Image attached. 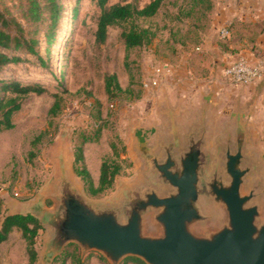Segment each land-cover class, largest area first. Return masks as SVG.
<instances>
[{"label":"rangeland","instance_id":"374dc122","mask_svg":"<svg viewBox=\"0 0 264 264\" xmlns=\"http://www.w3.org/2000/svg\"><path fill=\"white\" fill-rule=\"evenodd\" d=\"M39 1L41 4L46 2ZM120 1L109 0L108 5ZM146 1L141 0V5ZM61 2L64 7L62 19L52 46L49 47L46 42L45 22L34 33L39 40L35 46L36 53H29L26 49L18 52L0 49L10 56L15 53L21 56L19 62L2 66L0 78L17 79L27 84L39 83L46 89L42 94L30 93L20 97L21 109L14 115L15 126L0 131V224L6 213L37 212L33 202L41 198V194L52 184L63 152L70 154L72 176L91 199L114 201L126 183H134L146 170L145 160L134 147L135 136L144 133L154 146L159 142L158 135L164 139L171 137V112L158 110L157 87L147 89L144 83L157 77L163 86L167 80L175 78L179 70H184V64H181L184 50L190 54L191 64L187 65L181 80L187 81L190 89H195L198 95L215 93L217 86L223 91L232 85L239 87L223 77V68L215 64L202 69L193 67L198 58L196 47L203 44L204 34L212 28V10L205 11V5L192 10L190 0H166L155 18L138 21L141 25L152 26L156 31L155 41L151 45L127 49L121 36L127 23L110 26L106 42L98 43L96 31L101 8L93 0ZM256 3L264 11V0H256ZM0 7L7 17L15 18L25 34L29 35L33 27L25 18L27 0H0ZM182 9L193 14L176 17ZM17 29L18 26L8 28L12 33ZM164 64L172 66V75L165 74ZM108 74H116L123 88L111 98L105 90V76ZM260 86L258 97H254V108L245 111L250 113L247 120L252 135L247 151L259 161V176L264 179V82ZM226 101L227 104L229 101ZM230 103L231 110H214L219 126L209 131L207 147L213 153H216V137L227 136L226 131H218V128L224 127L235 133L238 110H234L232 101ZM54 104H57L56 113L51 114ZM201 111H194L197 112L196 115L193 113L194 119ZM211 116L213 118V114L210 119ZM185 117L178 116V121L182 122ZM184 121L182 132L186 133L190 123L187 119ZM99 129L101 131L98 132ZM84 135L93 137V141L84 144V163L96 185L99 184L104 161H115L121 168L112 187L95 195L76 173L74 153ZM249 189V185H244V191ZM44 203L52 207L55 201L48 198ZM220 209L222 218L226 219L224 208ZM220 209L218 207L216 212L219 213ZM210 226L216 227L217 223ZM148 229L156 233L158 226L149 221ZM47 236L48 231L43 227L36 243L41 253ZM74 245L67 247L68 252L75 248ZM13 250L15 264H29L27 241L20 230H15L11 239L3 245L0 264L11 263L8 259ZM66 255H59V259H54L51 264H63L62 261L67 260Z\"/></svg>","mask_w":264,"mask_h":264},{"label":"water","instance_id":"95a60500","mask_svg":"<svg viewBox=\"0 0 264 264\" xmlns=\"http://www.w3.org/2000/svg\"><path fill=\"white\" fill-rule=\"evenodd\" d=\"M169 111L170 138L158 135L154 146L144 133L135 136L146 170L114 201L87 197L72 176L70 154L63 152L52 184L33 202L37 212H24L48 231L41 264H51L72 243L109 264L129 257L146 264H264V179L247 151V113L238 110L235 133L225 128L227 136L216 137L213 153L207 149L209 110L186 133L177 112ZM48 198L54 206L45 205ZM149 221L158 226L156 233Z\"/></svg>","mask_w":264,"mask_h":264},{"label":"trees","instance_id":"16d2710c","mask_svg":"<svg viewBox=\"0 0 264 264\" xmlns=\"http://www.w3.org/2000/svg\"><path fill=\"white\" fill-rule=\"evenodd\" d=\"M28 7L25 11V18L33 27L29 35L25 34L21 24L15 18H9L0 7V49L18 52L26 49L29 53H36L35 46L39 42L34 35L40 27L45 24L44 34L48 46H52L56 41V29L59 26L63 14V4L61 0H46L41 4L39 0H27ZM100 8L101 13L98 18L96 41L105 43L108 37L110 26L127 23L121 33L122 39L127 49L142 47L149 44L156 37V31L152 26L141 25L139 20H148L155 16L163 7L166 0H147L141 5V0H121L112 5H108L109 0H93ZM191 9L194 10L200 5H205V11L213 9L212 0H190ZM191 11L186 13L183 9L177 13L176 17L191 16ZM18 26L15 33L8 28ZM21 56L17 53L10 56L5 51L0 50V69L2 66L19 62ZM42 61V60H41ZM43 63V62H42ZM105 90L109 97H114L115 93L123 90L116 74L105 76ZM46 89L39 83H24L20 80H7L0 78V131L11 129L15 126L14 115L21 109V98L30 93L42 94ZM14 94L16 96H9ZM51 108L50 113L55 114L56 109ZM101 131L100 129L98 132ZM93 141V137L84 135L82 143L75 149L76 173L81 176L88 184V189L92 194H99L104 190L112 187L121 168L115 161H104L100 169L99 184L96 185L90 171L85 166L84 144ZM18 228L27 241V253L29 264H35L38 259V250L36 248L39 231L43 225L39 219L32 213H14L7 214L3 217L0 225V244L9 238L10 233ZM73 245V244H71ZM64 254L66 258L72 259V264H85L78 246ZM68 252V253H67ZM106 262V260L100 256ZM126 261H133L136 264H146L143 260L136 257H129Z\"/></svg>","mask_w":264,"mask_h":264},{"label":"crops","instance_id":"0c3cea01","mask_svg":"<svg viewBox=\"0 0 264 264\" xmlns=\"http://www.w3.org/2000/svg\"><path fill=\"white\" fill-rule=\"evenodd\" d=\"M212 1V28L207 34H204V42L201 45V50H196L198 58L193 64V67L195 69H202L204 66L210 67L211 64H215L218 68H224L237 54L241 52L247 53L252 58L264 56V11L261 10V6H257L256 0ZM159 12L149 20L155 18ZM225 25H229L231 29V36L227 40H223L219 36L220 28ZM154 41L155 39H153L149 45H151ZM181 56V64H184V70H179V73L175 75V78L167 80L163 86L160 83V86L157 87V95H159L160 100L158 110L176 111L178 116L182 118L186 116L184 120L187 119L190 123L189 125L196 120L194 119V114H197V112L194 113L195 110H209L207 120L209 123L208 130L210 131L211 129L213 130L219 126L218 117H215L216 113L214 110H231V101L234 104V110L245 111L252 110V108H254V99L258 97L261 88L260 85L264 82V80L257 81L247 86L236 87L232 85L224 91L217 86L215 93H206L203 96L198 95L195 89H190L187 81H182L183 79L181 76L186 73L185 69L187 65L189 66V63L191 64V59H189L190 54L187 50H184V53ZM220 77L223 79L222 75ZM226 99L229 101L227 104ZM245 112L247 113L246 119H248L250 113L248 111ZM211 114H213V118L211 116L212 119H210ZM184 120L182 122H185ZM182 122L180 123L182 124ZM217 130H224V127L218 128ZM14 213L24 212L17 211L6 213L3 217L7 214ZM15 230L19 231L18 228H15L10 233L9 238L0 244V261L2 247L9 241V239H11V235ZM75 245L78 246L77 244ZM68 246L64 248L62 254ZM78 248L85 264H109V262L100 253L93 251L83 255L81 248L79 246ZM100 256H102L106 262L103 261ZM59 257L60 256H57L55 259H59ZM127 259L128 258H126L121 264H136L133 261H126ZM8 262H11L10 264H15V250L12 251ZM41 263L42 253L38 250V259L35 264ZM62 263L72 264V259L68 258L66 261H62Z\"/></svg>","mask_w":264,"mask_h":264},{"label":"built area","instance_id":"2783aa9c","mask_svg":"<svg viewBox=\"0 0 264 264\" xmlns=\"http://www.w3.org/2000/svg\"><path fill=\"white\" fill-rule=\"evenodd\" d=\"M219 36L221 39L227 40L231 36L230 26L221 27ZM196 50H201V46H197ZM164 72L166 75H172V66L164 64ZM222 75L237 86H247L264 80V56L252 58L247 53L241 52L223 68ZM160 82V78H150L144 83V87L147 89L155 88L160 85Z\"/></svg>","mask_w":264,"mask_h":264}]
</instances>
